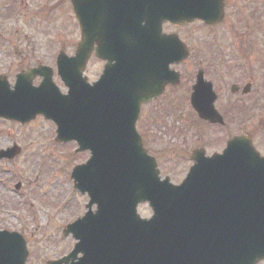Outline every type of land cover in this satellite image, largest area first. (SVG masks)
Wrapping results in <instances>:
<instances>
[{
  "label": "water",
  "instance_id": "water-1",
  "mask_svg": "<svg viewBox=\"0 0 264 264\" xmlns=\"http://www.w3.org/2000/svg\"><path fill=\"white\" fill-rule=\"evenodd\" d=\"M72 3L83 38L75 56L58 57L68 94L52 81L49 66L21 72L14 87L0 75V118L25 123L44 114L57 123L58 140H77L80 150L91 151L72 173L75 187L90 196V210L66 230L78 240L72 252L48 264H257L264 258V156L251 136L231 138L212 156L195 150L194 165L175 185L160 178L136 129L143 103L180 82L169 64L189 55L177 34L162 33L163 22L218 23L223 0ZM95 41L107 64L92 86L82 72ZM37 75L44 76L40 86L33 85ZM216 97L200 72L192 105L200 118L223 124ZM20 150H1L0 159ZM143 202L153 208L149 219L138 214ZM28 254L20 233L0 230V264H26Z\"/></svg>",
  "mask_w": 264,
  "mask_h": 264
},
{
  "label": "rangeland",
  "instance_id": "rangeland-1",
  "mask_svg": "<svg viewBox=\"0 0 264 264\" xmlns=\"http://www.w3.org/2000/svg\"><path fill=\"white\" fill-rule=\"evenodd\" d=\"M17 1L0 0V73L12 83L25 66L53 65L62 47L73 53L80 36L68 2L57 8L51 0H26L22 8L26 16L16 18L12 13ZM45 4L57 8L47 6L49 20L48 13L42 16ZM38 15L46 18L44 23L29 19ZM178 31L191 49V55L178 64L182 82L167 96L143 105L138 121L146 147L158 158L161 175L174 183H180L193 164V148L205 147L208 154L221 151L236 133H250L264 154V0H247L245 6L229 0L221 24L212 27L197 21ZM201 68L218 91L217 107L226 117L225 125L202 120L191 107L192 85ZM54 80L65 89L56 70ZM247 80L253 82L249 98L256 104H249L248 97L238 104L231 91L232 83ZM55 137V123L42 115L25 124L0 119V149L14 142L23 148L14 159L0 162V228L24 234L27 264H46L69 253L76 239L67 237L65 226L87 211L88 195L74 187L71 173L76 164L88 159L89 152H76L75 141L61 143ZM18 181H22L20 189L15 187ZM139 212L149 217L152 209L140 204ZM258 264H264V258Z\"/></svg>",
  "mask_w": 264,
  "mask_h": 264
},
{
  "label": "flooded vegetation",
  "instance_id": "flooded-vegetation-1",
  "mask_svg": "<svg viewBox=\"0 0 264 264\" xmlns=\"http://www.w3.org/2000/svg\"><path fill=\"white\" fill-rule=\"evenodd\" d=\"M25 1V0H24ZM24 1L23 0H21V2L22 3H24ZM51 1H53V2H51ZM50 2V4H53L54 3V5H53V7H55L56 5H57V8H59V5L60 4H63V3H67L68 2V4L72 7V4H71V1L70 0H51ZM238 1V4H241L242 6L244 5H246L247 4V0H237ZM228 5H229V0H225V17H224V20L226 19V16H227V13H228ZM48 5H46L45 4V7L42 9V12H45L44 10L46 9L47 11H48V7L50 8V9H57V8H53L52 7V5H49L48 7H47ZM238 7H240V5H238ZM236 10V9H235ZM24 16H26V14H24ZM43 17H44V15H42ZM29 19H31V20H33L34 19V16L33 17H30ZM47 19H51V17H47ZM42 20H46V18H44V19H42ZM223 20V21H224ZM75 23L79 26V21L77 20V18L75 17ZM217 26V25H216ZM213 27V26H212ZM178 29H179V25H177V24H173V23H170V22H164V24H163V32L166 34V35H169V34H178L179 33V31H178ZM80 37H81V35H80ZM80 37H79V39H80ZM98 47V42L97 41H95L94 42V46H93V51H92V54H91V57H90V59H89V61H88V63H87V66H86V70H85V75L87 76V79H88V81L90 82V83H93V82H95L96 80H98L99 79V77H100V75H101V73H102V70H103V68H104V65H105V63H106V61L105 60H102V59H100L99 57H97L96 56V53H95V51H96V48ZM215 47V46H214ZM191 50V49H190ZM214 52V51H213ZM212 52V53H213ZM203 53V52H202ZM209 53V55H210V53H211V51L210 52H208ZM70 54H73V53H70ZM214 54V53H213ZM191 55V54H190ZM210 57V56H209ZM28 67H30V66H25L24 68H22V69H25V68H28ZM196 67H198V65L196 66ZM169 68L171 69V70H173V71H179V69H178V63L177 62H173V63H171L170 65H169ZM21 69V70H22ZM201 69H203L204 70V75H205V77H206V69L205 68H201ZM194 70H195V68H194ZM207 78V77H206ZM195 80H194V82H193V85L195 84V82H196V79H197V74L195 75V78H194ZM208 79V78H207ZM208 80H211V79H208ZM36 82L35 83H38V81H39V79H36L35 80ZM211 82H213L212 80H211ZM213 84H214V82H213ZM238 84V86H237V90H236V92H234L235 93V95L237 96V100H238V104H241V102L245 99V98H247V102H249V104H251V103H254V104H256V102H253L254 100H252V99H254V98H252V99H250L249 98V96L250 95H252V93H253V90H254V87H253V82L252 81H246L245 83H237ZM193 85H192V87H193ZM178 85H173V83H168V84H166V86H165V90H164V92L161 94V95H159L158 97H157V99H159V98H161V97H163L164 95L165 96H167L169 93H170V91H171V88H175V87H177ZM214 87H215V85H214ZM215 90H216V88H215ZM217 91V90H216ZM231 91H232V88H231ZM171 94H172V92H171ZM170 94V95H171ZM218 98H219V94H218V91H217V100H218ZM157 99H155L154 101H152V102H150V103H153V102H155ZM149 103V104H150ZM240 109V108H239ZM252 113H250V115H249V117H251L252 118ZM241 133H243V132H241ZM253 137V136H252ZM253 141H254V139H253Z\"/></svg>",
  "mask_w": 264,
  "mask_h": 264
}]
</instances>
